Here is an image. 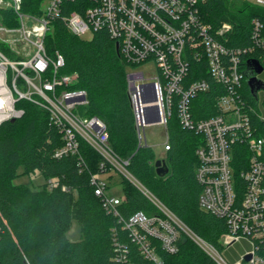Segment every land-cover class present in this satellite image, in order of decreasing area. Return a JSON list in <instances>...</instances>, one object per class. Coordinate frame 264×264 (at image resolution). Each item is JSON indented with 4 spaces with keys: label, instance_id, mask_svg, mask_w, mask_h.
<instances>
[{
    "label": "built area",
    "instance_id": "2783aa9c",
    "mask_svg": "<svg viewBox=\"0 0 264 264\" xmlns=\"http://www.w3.org/2000/svg\"><path fill=\"white\" fill-rule=\"evenodd\" d=\"M200 1L47 0L41 15L31 16L23 11L22 0H0V8L12 9L18 24L13 28L0 26V40L14 53L23 54L21 59L10 60L0 51V126L21 118L24 110L16 104L27 101L45 110L63 134L64 146L55 152V158L78 154L80 141L86 142L103 159V175L91 176L90 183L105 211L118 219L146 260L165 264L152 240L173 254L180 234L189 229L128 171L129 160L120 158L109 145L105 122L81 114L88 99L84 90L72 89L78 75L65 73L64 56L58 51L49 54L45 47L57 19L78 37L105 33L118 44L119 53L131 66L150 60L157 64L158 76L152 80L142 72L127 74L139 145L146 146L142 137L146 126L161 124L167 132L174 118L184 130L201 135L196 150L199 207L226 221L228 232L220 240L226 251L237 242H245L247 248L241 258L231 261L197 237L199 243L217 264H264V139L256 135L252 125L255 109L240 93L243 56L248 50L231 49L220 40L231 26L205 23ZM254 4L264 7V0ZM252 23L253 45L249 50L263 49L264 27L258 20ZM194 61L204 62L209 75L225 88L216 100L219 114L200 120L195 116L193 100L207 93L211 85L206 79L191 81ZM258 104L264 121L263 104ZM168 149L167 132L165 151ZM242 153L246 155L239 168ZM79 164L85 165L82 158ZM108 169L127 178L156 207L157 214L140 211L124 219L119 209L123 196L107 194L108 182L103 176ZM59 187L69 192L58 181H48L49 189ZM249 255L251 259L245 261Z\"/></svg>",
    "mask_w": 264,
    "mask_h": 264
},
{
    "label": "trees",
    "instance_id": "16d2710c",
    "mask_svg": "<svg viewBox=\"0 0 264 264\" xmlns=\"http://www.w3.org/2000/svg\"><path fill=\"white\" fill-rule=\"evenodd\" d=\"M45 0H23L27 13H40ZM199 11L205 23L219 27L229 24L231 30L220 40L231 49H247L243 56L244 78L240 93L252 112V125L258 137L264 139V121L260 107L253 97L245 75L247 62L257 60L264 67V48L249 49L253 45V21L264 27V7L248 0H201ZM12 9L0 8V26L17 27ZM49 54L60 52L65 58V73H76L77 83L72 87L87 93L88 105L81 108L86 117L102 119L109 135V145L122 159L129 160L128 171L152 192L188 228L224 252L220 240L228 232L224 219L199 207L201 186L196 180L198 158L196 150L202 136L184 130L177 119L167 126L168 147L162 159L169 172L164 177L156 173L157 161L153 149L140 146L134 115L127 91V74L131 65L116 50V42L103 32L90 38L72 34L57 19L45 40ZM0 51L6 52L0 40ZM191 81L206 79L211 88L193 100L198 120L219 114L217 97L225 88L207 72L204 62L191 65ZM16 107L24 115L15 122L0 126V264H153L140 253L128 232L118 219L109 215L102 199L94 193L91 176L103 175V159L86 142L80 141L79 153L55 158L64 146L63 134L50 121L42 108L20 101ZM264 109V103H263ZM264 113V112H263ZM245 153L239 157L241 163ZM80 158L85 162L79 164ZM264 159V157H263ZM39 171L45 183L39 189L13 183L19 176ZM108 188L121 186L123 201L119 206L124 219L137 212L157 214L156 207L124 176L106 171ZM119 176V180L115 177ZM55 180L61 187L48 188ZM72 221L80 226V239L67 238ZM165 264H217L196 242L181 233L177 252L162 249L158 240H152Z\"/></svg>",
    "mask_w": 264,
    "mask_h": 264
},
{
    "label": "rangeland",
    "instance_id": "374dc122",
    "mask_svg": "<svg viewBox=\"0 0 264 264\" xmlns=\"http://www.w3.org/2000/svg\"><path fill=\"white\" fill-rule=\"evenodd\" d=\"M248 1H250L253 4L255 3V0H248ZM47 4H48V2H47V0H45L41 4V8L45 9ZM25 13H27V12H25ZM27 14H29L31 16H39V15H41V12L40 13H27ZM87 37L89 38V36H87ZM4 44H5L7 51L6 52L2 51V52L8 57V59L17 60V59H21L23 57V54L14 53L12 48L8 44H6V43H4ZM21 47L22 46L19 45L17 48L20 50ZM129 71L142 72V73H144L146 79H148V80H152L158 76L157 64L154 60H150L148 62L139 64L136 66H131L129 68ZM142 135H143L142 136L143 137V145L151 147L153 149L155 155H156L157 160H162L166 154L165 144H166V139H167V132H166L165 127L161 124L148 125L142 131ZM144 137H145V140H144ZM22 172H23V169L20 167L18 169L19 176L17 178H15L13 181V183L15 185L23 184V185H26V186L33 188V189H39L40 186H42L45 183V178L43 177V175L39 171H36L34 174H30V175H22ZM103 178H104V180H107V176H103ZM115 179L119 180V176H116ZM107 194L110 197H121V196H123L122 188H121V186L112 187L107 191ZM188 229H189V231H188V233L186 232V234L193 241H195L198 245H200L208 255L213 257L212 254H209L207 252V250L204 248L202 243L201 244L199 243L200 240H198V238H197L199 236L196 233H194V231H192L190 228H188ZM80 235H81V232H80L79 224L76 221H72L71 227H70L69 231L67 232V238L70 241H78L80 239ZM199 238L202 239L201 237H199ZM204 242H206V241H204ZM223 248H225V247L223 246ZM230 249L232 251L228 252V253H226V250H224V252L223 251L222 252L218 251V252L220 254H223L225 257L229 256V258H235L236 259L237 257L241 258L242 254L246 250V248L244 247V245L241 242L235 243L233 246H231ZM241 252H243V253H241ZM225 253L227 254V256ZM235 259H234V261H235Z\"/></svg>",
    "mask_w": 264,
    "mask_h": 264
},
{
    "label": "water",
    "instance_id": "95a60500",
    "mask_svg": "<svg viewBox=\"0 0 264 264\" xmlns=\"http://www.w3.org/2000/svg\"><path fill=\"white\" fill-rule=\"evenodd\" d=\"M116 50L119 52L118 44L116 45ZM264 71V67L257 60H249L247 62V70L245 75L248 77V85L250 87L251 93L255 99H257V93L259 90H264V80L258 78ZM156 101L154 98L152 102ZM16 119H12L11 122H15ZM156 173L159 177H164L168 174L169 169L164 160H157L155 163ZM251 256H246L245 261H249Z\"/></svg>",
    "mask_w": 264,
    "mask_h": 264
},
{
    "label": "crops",
    "instance_id": "0c3cea01",
    "mask_svg": "<svg viewBox=\"0 0 264 264\" xmlns=\"http://www.w3.org/2000/svg\"><path fill=\"white\" fill-rule=\"evenodd\" d=\"M258 78H261V79H263L264 80V71L260 74V75H258ZM257 102H259V103H264V90H259L258 91V93H257ZM242 244L244 245V247L245 248H247V244L245 243V242H242ZM232 250L231 249H229L228 251H226V253H228V252H231ZM225 253V254H226ZM241 253H243V252H241ZM226 256H227V254H226ZM228 258H229V256H227ZM234 259L235 258H229V260H231V261H234ZM239 258L237 257L236 259H235V261L236 260H238Z\"/></svg>",
    "mask_w": 264,
    "mask_h": 264
}]
</instances>
